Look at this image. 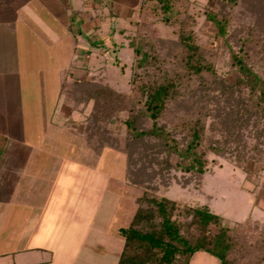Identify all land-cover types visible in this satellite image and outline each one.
Instances as JSON below:
<instances>
[{"label": "rangeland", "instance_id": "1", "mask_svg": "<svg viewBox=\"0 0 264 264\" xmlns=\"http://www.w3.org/2000/svg\"><path fill=\"white\" fill-rule=\"evenodd\" d=\"M64 1L72 3L79 12L66 10ZM17 2L18 6L21 5ZM258 3L264 4V0L240 1L232 24L236 34L245 32L246 25L255 15L249 14L248 8ZM176 7L191 14V27L197 42L205 50L216 52L218 73L235 81L237 73L230 65L228 53L214 36L213 25L206 19L207 10L217 8L216 0H177ZM262 7L254 10L264 14V5ZM23 8L27 12L20 14L22 20H15L13 7L6 0L0 5V130L4 129L6 135L27 137L31 141L43 138L42 142L49 144L56 158L66 159L46 166L58 172V178L52 175V171L45 178H38L39 190L46 191L50 188L49 181H58L59 186L55 184L54 189L64 192L60 199L67 203L63 209L64 216H71L84 227L91 222L102 228L109 226L112 233L114 225L129 223L144 188L127 180V154L123 149L107 146L97 150L96 145L87 142L84 127L94 107L93 101L87 107H73L72 104V130L53 127L45 132L53 115L61 117L60 105L59 111L55 105L64 76L63 72L61 77L57 72L63 67L66 69L64 75L72 72V91L78 89L74 81L82 78L107 84L130 98H138L131 84L134 53L129 40L138 36L149 37L156 41L161 53L170 56L177 46L178 25L173 20L164 22L163 14L145 0L131 10L125 7L117 10L107 0L104 6L89 11L85 10L81 0H28ZM67 27H72V30L68 31ZM72 32L78 42L76 45ZM77 67L85 68L76 70ZM201 101L200 96L193 95L181 103L172 104L162 122L173 126L182 113L200 105ZM124 118V112H117L105 123L107 133L117 141L124 140L126 136ZM70 122L69 119L64 123L70 125ZM243 138L248 149L241 161L231 153L221 156L209 153L207 173L201 184L194 175H183L174 170L170 182L160 178L154 181L158 187L156 193L176 200L181 207L206 203L229 226L250 221L251 225L264 228V150L252 149L255 142L252 133L245 132ZM140 168L145 172L150 170L149 165L143 162ZM187 177L190 181L185 183ZM65 197L68 200L64 201ZM62 224L64 227L66 222L61 221ZM80 226L51 229L53 233L41 229L45 239L53 237L52 244L58 241L61 244V258L55 261L56 264L71 263L62 258L63 249L72 251L78 246L73 244L68 234H79L83 229ZM16 231L14 228H0V253L6 238L12 243L11 238L19 235ZM115 236L121 239L117 233ZM113 238L116 241V237ZM88 250H84L83 256L89 254ZM93 250L98 253L96 256L101 253L99 248ZM12 259V254L2 256L0 264H11ZM190 264H220V260L208 252L198 251Z\"/></svg>", "mask_w": 264, "mask_h": 264}, {"label": "trees", "instance_id": "2", "mask_svg": "<svg viewBox=\"0 0 264 264\" xmlns=\"http://www.w3.org/2000/svg\"><path fill=\"white\" fill-rule=\"evenodd\" d=\"M145 1L163 14L164 22L177 23L178 39L170 56L161 53L149 37L129 40L134 53L131 84L139 97L82 78L74 81L78 88L74 91L72 83L64 81L58 97V104L68 102L73 107L94 102L84 127L87 142L97 150L123 149L127 180L144 188L131 220L116 230L123 240L117 264H190L198 251L216 256L220 264H264V228L250 221L229 226L206 203L181 207L157 194L154 184L157 178L170 182L174 170L194 175L201 184L209 153L244 159L245 132L254 136L252 149L263 152L264 14L254 9L264 4L248 8L255 15L242 34L232 29L241 0H216L217 8L206 12L237 73L231 81L218 73L216 52L197 42L193 18L176 7L177 0ZM193 95L201 97L200 105L182 113L173 126L162 122L172 104ZM117 112L125 113L127 131L122 141L105 129ZM5 142L0 133V156ZM142 162L149 165V172L140 168ZM189 181L187 177L185 183Z\"/></svg>", "mask_w": 264, "mask_h": 264}, {"label": "crops", "instance_id": "3", "mask_svg": "<svg viewBox=\"0 0 264 264\" xmlns=\"http://www.w3.org/2000/svg\"><path fill=\"white\" fill-rule=\"evenodd\" d=\"M17 1H19L21 5L18 6ZM27 1L28 0H6L16 12V16L14 17L15 20H22L20 14H22L23 11L27 12V10L23 8ZM81 1L84 2L85 10L89 11L94 7L99 8L104 6L105 0ZM107 1L113 8L116 6L117 10H122L124 7L131 10L140 5L142 0ZM3 2L4 0H1L0 5ZM64 2L67 6L66 10L79 12V10L72 6V3L70 5L68 1ZM10 27L13 29L14 26L10 24ZM67 30L71 31L72 27H67ZM72 40L75 45L78 44L73 32ZM75 50L76 46L73 51ZM81 51H83V49ZM84 68L77 67L76 70H84ZM62 72L64 76L62 83L64 81L71 83L70 77L72 81V72L64 75L66 69H64V67L60 68L57 72L60 77ZM61 88L62 85L60 86L59 93ZM58 97L57 104L55 105L57 111H59L58 106L60 105L58 104ZM72 112L71 103H62L60 105L61 117L55 116L56 114L53 115L49 120L51 123L45 128V132L46 130L54 129L53 127L59 130H72V128H70L72 127ZM62 118H64L63 121ZM69 119L71 120L70 125H66L68 123L64 122ZM8 124L10 125L11 122H8ZM40 130H42V128ZM45 132L43 131V133ZM0 133L6 136L4 149L0 156V228H14L17 229L16 233H19L14 239L11 238L13 244L10 243L7 238L4 240V249L0 253V258L12 254L13 262H11V264H54L58 258H61L60 254L62 248H59L61 244L59 241L56 244H52L53 237L45 239V233H41V229L42 231L49 230L50 232L54 229H63L66 227L67 229H73V226L77 228L81 223L75 221L71 216H64L63 209L67 206V203L65 204L62 203V200L60 201L64 192L59 191V188H56V190L54 189L55 184L59 186V183L57 184L58 181H49L50 188L46 191H40L38 188V178L42 177L41 179H43V177L47 175L48 172L51 173V171L53 172L52 175L58 178V172L56 173L54 169L51 170L46 166L53 164L56 160L59 162L66 159L61 157L56 158L55 154L52 153L51 148L48 146L49 144L42 142L43 138L31 141V139L27 137L21 138L14 134L6 135L4 129L0 130ZM66 199L68 200V197H65L64 201H66ZM61 221L66 222L64 227L63 224L60 225ZM120 226L114 225V232L112 233L109 231V226L102 228L96 226L92 222L88 227L80 226L83 227V229L79 231V234L74 232L68 234L69 237H72L73 244L78 246L72 251L70 249L67 251V248H64V256L62 258L70 261V264H77V261H79L78 264H117L123 246V240L115 236L116 230ZM113 237H116V241L113 240ZM89 247H93L91 249L99 248V253L101 252L100 254L102 255L99 254L96 256L98 253H94V250L91 251ZM86 248L89 249L90 255L83 256V252Z\"/></svg>", "mask_w": 264, "mask_h": 264}]
</instances>
